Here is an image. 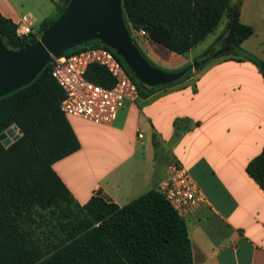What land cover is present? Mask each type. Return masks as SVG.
<instances>
[{"label":"crops","instance_id":"crops-1","mask_svg":"<svg viewBox=\"0 0 264 264\" xmlns=\"http://www.w3.org/2000/svg\"><path fill=\"white\" fill-rule=\"evenodd\" d=\"M54 4L0 0V14L14 25L24 18L38 35L43 21L58 16ZM230 6L253 31L240 48L264 61V0H230ZM231 24L222 19L197 55L193 48L178 55L134 36L151 65L166 72L185 69L186 75L139 86L133 104L125 103L111 125L93 124L90 133H78L66 118L79 149L51 165L79 205L97 195L119 207L157 190L172 162L183 165L204 198L181 218L192 264H264V192L246 172L264 146V78L249 61L215 58L230 50L223 48L230 44ZM211 46L216 53L195 67ZM79 154L81 165L68 176L61 162Z\"/></svg>","mask_w":264,"mask_h":264},{"label":"trees","instance_id":"trees-1","mask_svg":"<svg viewBox=\"0 0 264 264\" xmlns=\"http://www.w3.org/2000/svg\"><path fill=\"white\" fill-rule=\"evenodd\" d=\"M68 1L59 0L57 15ZM122 10L131 30H146L152 43L178 55L230 18L231 49L215 58L249 61L264 78V61L240 48L253 31L237 21L230 0H122ZM52 21H43L38 35ZM0 38L8 49L36 41L17 37L15 25L1 14ZM86 46L101 44L91 41L66 53ZM86 77L112 85L96 65ZM62 98L49 64L28 85L0 97V134L11 126L21 132L7 147L0 142V264H192L185 224L156 189L121 207L97 195L83 205L75 202L51 168L79 149L59 110ZM246 172L264 192V146Z\"/></svg>","mask_w":264,"mask_h":264},{"label":"water","instance_id":"water-1","mask_svg":"<svg viewBox=\"0 0 264 264\" xmlns=\"http://www.w3.org/2000/svg\"><path fill=\"white\" fill-rule=\"evenodd\" d=\"M122 16V0H69L36 41L8 49L0 38V97L28 85L51 57H61L66 51L95 40L115 52L140 87L151 88L180 79L185 69L166 72L144 58ZM20 136L21 132L11 126L0 134V142L7 147Z\"/></svg>","mask_w":264,"mask_h":264},{"label":"built area","instance_id":"built-area-1","mask_svg":"<svg viewBox=\"0 0 264 264\" xmlns=\"http://www.w3.org/2000/svg\"><path fill=\"white\" fill-rule=\"evenodd\" d=\"M133 34L146 37L144 29L132 30ZM19 38L38 39L32 28L20 18L15 23ZM49 73L63 92L59 110L63 117H77L90 123L108 126L116 119L125 103L133 104L139 96L138 84L123 66L115 52L103 45L86 46L84 49L51 57ZM104 68L112 85L104 87L87 79L90 66ZM141 138V135H138ZM157 191L179 218L189 215L204 202L198 187L187 169L177 162L168 167L166 177L158 184Z\"/></svg>","mask_w":264,"mask_h":264},{"label":"rangeland","instance_id":"rangeland-1","mask_svg":"<svg viewBox=\"0 0 264 264\" xmlns=\"http://www.w3.org/2000/svg\"><path fill=\"white\" fill-rule=\"evenodd\" d=\"M54 2L55 4L54 5H57V4H59V0H51V2ZM55 7V6H54ZM52 8V11L50 12V16L51 17H54L55 16V14H56V10H55V8ZM224 18H227V17H224ZM223 18V19H224ZM122 20H123V23H124V26H125V28L128 30V32H129V34H130V37H131V39H132V41L134 42V40H135V38H134V36L136 37V35H134L133 34V32H132V30H131V28H130V25H129V23L125 20V18H124V15L122 16ZM136 38H138V36L136 37ZM144 38H148V35L146 36V37H144ZM212 38H213V34L211 33V34H209L208 36H206V38L201 42V43H199L198 45H196L194 48H193V51H192V53L194 54V55H197V54H199L200 53V51L203 49V48H205L206 46H208V43L212 40ZM89 43H91V41L90 42H88L87 44H89ZM87 44H85V45H87ZM134 44H135V42H134ZM231 49V46H230V44L228 45H225L224 46V48H223V50L224 49ZM207 53H208V56L207 55H205V56H207V57H210V56H213L216 52H214V49H213V46H211L210 48H208V50H207ZM205 56H203V58L205 57ZM200 58H198L197 60H196V64H195V67H197L198 65H201L204 61H200V62H197L198 60H199ZM207 59V58H206ZM195 63V62H194ZM156 68H158V67H156ZM158 69H160V68H158ZM160 70H162V69H160ZM165 71V70H164ZM67 119L69 120V122H70V124L78 131V133L80 132L81 133V131L83 132V133H90L93 129H95L96 128V126L95 125H93V123H89L88 121H86V120H84V119H81V118H77V117H67ZM81 158H80V154L78 155V156H75V157H73L72 159H69V160H66V161H62L61 162V166H63V170H64V172L65 173H67L68 174V176H70L71 175V173H73V171H75V169L76 168H78V167H80V163H81ZM87 181V180H86Z\"/></svg>","mask_w":264,"mask_h":264}]
</instances>
